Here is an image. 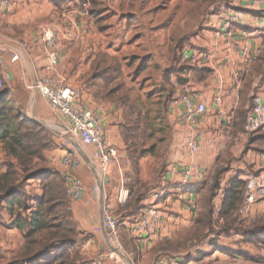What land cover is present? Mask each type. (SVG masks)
<instances>
[{"label": "crops", "instance_id": "1", "mask_svg": "<svg viewBox=\"0 0 264 264\" xmlns=\"http://www.w3.org/2000/svg\"><path fill=\"white\" fill-rule=\"evenodd\" d=\"M23 1L24 9H4L5 14L0 18V37L14 44H2L11 51L5 61L12 82L16 81L15 86L19 88L20 78L24 80L26 65L29 66L26 55L34 79L41 74L62 77L67 85L84 88L83 107L105 109L101 125L119 154L108 169L103 188L104 204L113 215L121 217L120 240L125 246L139 251L142 259L149 253L161 255L157 264H198L200 252L214 260L256 263L242 255L260 259L256 251L262 247L243 240L237 242L239 246L225 244L223 234L215 237L213 233L201 242L193 241L185 254L176 248L181 233L192 234L198 217L204 212L207 188L201 193L194 190L212 183L219 165L227 171L213 200L215 219L232 179L246 183L249 176L264 172V128L247 134L245 118H241L257 98L264 107V65H260L259 60L246 65L242 58L246 50L262 49L264 53V0H73L61 6L48 0ZM233 17L236 21L230 24ZM46 26L56 31L58 42L54 50L62 56L52 71L48 59L50 49L43 39ZM184 49L197 51L206 59L189 64L181 57ZM14 53H19L21 58L13 63ZM127 58L131 59L129 65ZM113 64L119 65L123 83V78L133 72V84L142 76L145 80L142 87L151 88L146 95L145 89L129 95L143 114L157 119L156 135L145 149L157 144L158 154L142 157L136 166L129 159L123 139L124 109L107 98L103 78L93 81L98 72L105 70L111 75L109 69ZM187 87L208 107L198 127L199 151L193 155L188 143L196 132L179 125L168 110L169 101ZM154 88L162 91L159 100L162 104L152 110L148 104ZM30 92L36 103L37 119L45 121L57 117L37 91ZM218 96L223 100L224 115L218 113L215 105ZM229 116L233 118L230 125ZM162 128L170 136L165 142H160ZM49 154L45 152V159ZM85 165L77 176L87 189L84 200L89 204L70 201L72 219L81 233L76 246L83 263L108 246L105 234L94 233L101 225L100 196L93 192L100 175L94 165L95 172ZM221 190L224 195H220ZM122 191L129 193L126 203L119 201ZM151 207L159 209L163 225L153 234L135 232L139 217ZM2 210L8 215L9 227L13 220ZM255 214L264 215V201L254 207L251 215ZM261 220H254L252 224ZM10 231L14 233L17 229ZM202 246L207 250H202ZM225 250L239 254L229 255Z\"/></svg>", "mask_w": 264, "mask_h": 264}, {"label": "trees", "instance_id": "2", "mask_svg": "<svg viewBox=\"0 0 264 264\" xmlns=\"http://www.w3.org/2000/svg\"><path fill=\"white\" fill-rule=\"evenodd\" d=\"M48 1L61 6L73 0ZM259 64L264 65V54L259 59ZM109 70L112 71L111 75L104 70L96 73L92 80L97 82L103 78L107 98L124 109L123 139L129 159L136 166L142 157L158 154L157 144L145 149L148 141L156 135L157 119L143 114L128 93L125 94L119 65L113 64ZM10 97L9 88L0 89V145L6 157L11 159L5 172H0V208L6 210L13 220L8 228L21 231L24 238L20 256L13 264H83L76 246L81 233L72 219L70 200L62 177L48 167L44 169L41 166L45 152L52 146V139L42 125L24 116L21 109L15 108ZM250 109L241 114L245 122ZM161 134L160 142L170 138L165 134L164 128L161 129ZM226 171L219 165L212 183H205L194 190L201 193L207 188L208 192L203 200L204 212L198 217L197 226L191 234L192 242H201L216 232V236H220L243 225L236 213L242 204L246 183L239 179H232L228 183L221 210L215 219L213 200L216 191L221 188L222 176ZM31 180L41 183L40 194L32 195L27 191V183ZM242 236L244 242L263 248L264 222L247 227ZM224 252L229 255L239 254L226 250ZM203 256L206 255L199 253L198 260ZM242 257L256 263L261 262L248 255ZM2 258L0 252V260Z\"/></svg>", "mask_w": 264, "mask_h": 264}, {"label": "built area", "instance_id": "3", "mask_svg": "<svg viewBox=\"0 0 264 264\" xmlns=\"http://www.w3.org/2000/svg\"><path fill=\"white\" fill-rule=\"evenodd\" d=\"M23 0H0V18L4 16V9H24ZM233 17L230 24L235 23ZM44 43L50 49L49 62L50 70L55 68L61 61L62 56L54 49L57 46L58 38L56 31L52 26H46L43 33ZM262 49L254 51L246 50L242 56L246 65L254 64L262 54ZM11 53L10 48L0 44V89H2L7 80L12 81V75L6 64L5 57ZM181 57L189 64H198L201 60H205L206 56L201 55L197 51L184 49ZM21 58L19 53L12 54L11 61L18 62ZM28 90L43 97L50 108L63 119L61 126V136L65 144L63 151L55 152L48 157V168L58 173L63 180L66 193L72 203L86 202L87 189L84 183L78 178L79 169L85 165L83 158L73 148L72 143H79L82 148H93V152L89 153L92 164L97 169L100 179L105 183L108 169L112 163L118 160V151L116 147L109 141L101 120L106 114L103 107L92 109L83 107L82 97L85 92L83 87H72L67 85L66 79L62 77H54L47 75H36L35 82H32ZM218 113L224 115L223 100L218 96L215 100ZM169 112L177 118L179 125L189 128L196 132V136L192 137L188 143L190 153L196 154L199 151V141L201 134L198 127L203 123L208 113V107L205 103L198 100L197 94L190 88L185 90L178 97L172 98L168 103ZM233 123V118L229 116L228 124ZM264 128V107L260 100L255 99L253 107L247 114L245 122V132L254 134ZM129 163V162H128ZM189 175V172L186 173ZM93 192L96 196H100V188L94 186ZM224 195V190L221 194ZM129 193L122 191L119 197L121 203L128 201ZM264 201V172L258 175L249 176L243 191V201L237 210V216L240 218H248L254 207ZM103 228L108 244L111 245L105 251L100 252L83 264H136L133 259L122 251L120 238L121 220L114 216L108 206H104L103 212ZM164 218L159 209L151 207L146 209L136 224L135 232L153 234L158 226L163 225ZM101 225L94 229L95 234H104ZM126 256V257H124Z\"/></svg>", "mask_w": 264, "mask_h": 264}, {"label": "rangeland", "instance_id": "4", "mask_svg": "<svg viewBox=\"0 0 264 264\" xmlns=\"http://www.w3.org/2000/svg\"><path fill=\"white\" fill-rule=\"evenodd\" d=\"M2 38L3 37H0V44H6L5 42H2L5 40ZM5 41H8V40H5ZM263 54H261V56ZM261 56L258 58V60L261 58ZM130 60L131 59L127 58V63H126L127 65H129ZM26 69H27V71L25 70L24 80L20 78V80L18 82L20 85L19 88H17L15 86L16 81L12 82L9 80H7L5 82L4 87L9 88L10 93H11L10 98H11L12 103L15 106V108L21 109L23 112V115L28 117L29 119H31L36 103H34L35 100H34V97H32L30 90H28V88H26V84L28 87L33 82L34 71H33L32 67H29L27 65H26ZM31 72L33 73V78L31 77ZM12 73L14 75V72H12ZM132 74H134V73L132 72L131 75ZM131 75L128 78L126 76L123 78V79H125L124 83L129 85V86L125 87V94L128 93V95H130V94L134 95L137 92H139L141 90L143 91L145 89L146 91H144L145 92L144 94L146 95L147 91L151 90V88L146 89V87H142V83L143 84L145 83L144 78L142 76L139 77L138 81L135 80V82L133 84V79H135V78H132L133 75L132 76ZM20 76H21V74H20ZM132 91H134V93ZM161 93H162V91L158 88L152 89V91H151L152 95L150 94L152 96L151 97V103L148 104V105H150V108L152 110L157 109V106L159 104H162V103H159ZM151 105H154L156 107H151ZM55 114L57 115V117L53 116L52 118L45 120L48 127H50V129H52V130L43 126L48 131L49 136L52 139V146L48 150V152H50V154L48 156H50L51 154H53L55 152L63 151L66 148L64 141L62 139V136L60 134L61 133V131H60L61 126H65V124H63L64 122H63L62 117L57 113H55ZM35 117H36V115H35ZM36 119H37V117H36ZM38 120H40V119H38ZM152 142H153V140H149L148 145L151 144ZM72 146L78 153V150L75 148V145L73 144ZM80 150L83 151L87 156L89 155V153L93 152V148H89V149L80 148ZM10 161H11V159L6 157V155L3 151V147L0 145V171L1 172L4 169L6 170V166L10 163ZM41 166H42V168L48 166V158L47 157H46V159H44V162H42ZM223 179H224V181H226L227 180L226 176ZM41 188H42V185H41V183H39V181L31 180L27 183L26 189L29 193L34 195L37 192H41ZM0 210H1V208H0ZM97 213H98V211L96 212V216H98ZM117 217L121 218L120 216H117ZM261 218H262V220L260 223H262V222H264V215L255 214V215H250L248 218H240L239 217L238 220L243 221L242 222L243 225L237 226L236 228H234L233 229L234 233L229 232V233L223 234L224 236H226V238H224V240H225L224 243L225 244L235 243L236 245H238L237 242L238 241L241 242L243 240V236H242L243 231H246L247 227L252 226L253 225L252 223L254 220H256L258 222V221H260ZM8 223H9L8 215L3 210L0 211V246H1L0 252H1V255L3 256V258L0 260V264H13V263H15L16 259L19 258V256H20L19 254L21 253V250L24 246V238H23L22 232L17 230V231H13L14 233H12L7 226ZM214 235H215V237H218V236H216L217 232L214 233ZM88 238L89 237L87 236L86 239H88ZM179 239H178L179 241L177 242L178 248H176V249H178V252L185 254L186 251L189 250L191 245L194 244V242L191 243V233L190 232H183L179 236ZM109 246L111 247V245H108L106 247V249L109 248ZM121 247H122V251L125 254L132 256V257L131 256L130 257L135 261L136 264H157L158 258L161 256V255L155 256V255L149 253L146 258L142 259L141 253L139 251H137L133 247L130 248V247L125 246V244L122 241H121ZM201 248L204 251L207 250L206 246L205 247L202 246ZM256 252H257V255H260L259 260L261 262L259 264H264V247L261 250L257 249ZM124 257H126V256H124ZM198 264H238V263L233 262V261H228V260H221V259L214 260L211 257L203 256L198 261ZM247 264H249V263H247ZM250 264H256V263H250Z\"/></svg>", "mask_w": 264, "mask_h": 264}, {"label": "water", "instance_id": "5", "mask_svg": "<svg viewBox=\"0 0 264 264\" xmlns=\"http://www.w3.org/2000/svg\"><path fill=\"white\" fill-rule=\"evenodd\" d=\"M2 42H5L6 44H9V45H11V46L14 45V44L11 43L10 41H5V40H4V41H2ZM25 58H26V60H27V62H28V64H29V66L32 67V65H31V63H30V60H29V58H28L26 55H25ZM32 74H33V73H32ZM33 79H34V78H33ZM35 80H36V79H34L33 82H35ZM31 120H32L33 122L39 124V125H42V126L48 128V129H50V127H48V125H47V123H46L45 121L36 119V117H35V113H34V112H33V114H32V118H31ZM50 130H52V129H50ZM73 144L75 145V148L78 150V153L80 154V156L83 158L84 163H85L87 166L91 167V168L93 169V171L95 172V169H94V167H93V165H92V162L90 161L89 157H88L83 151L80 150L81 146H80L77 142H76V143H73ZM97 184H98V186H99V188H100V190H101V195H100V202H101V226H102V228H103V221H102V218H103V212H104V206H105V204H104V194H103L104 183L100 180L99 177L97 178ZM103 231H104V234H105V230H104V228H103Z\"/></svg>", "mask_w": 264, "mask_h": 264}, {"label": "bare ground", "instance_id": "6", "mask_svg": "<svg viewBox=\"0 0 264 264\" xmlns=\"http://www.w3.org/2000/svg\"><path fill=\"white\" fill-rule=\"evenodd\" d=\"M82 148V147H81ZM84 149V148H83ZM99 173V172H98ZM100 175V174H99ZM102 181V180H101Z\"/></svg>", "mask_w": 264, "mask_h": 264}]
</instances>
